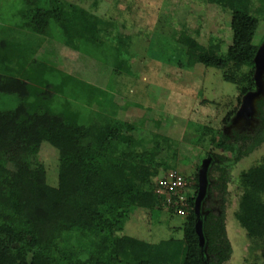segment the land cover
<instances>
[{
  "label": "rangeland",
  "instance_id": "374dc122",
  "mask_svg": "<svg viewBox=\"0 0 264 264\" xmlns=\"http://www.w3.org/2000/svg\"><path fill=\"white\" fill-rule=\"evenodd\" d=\"M67 1L112 23L103 45L92 48L81 43L70 48L53 23L46 34H31L19 16L23 0H0V72L24 74L32 89L33 83L38 84L29 64L36 57L46 60L74 80L63 90L56 88L54 110L77 109L85 124L109 111L136 122L134 127L122 128L127 140L149 139L146 146H155L163 157L158 174L151 176L153 184L171 171L183 178L185 185L172 204L156 198L151 204L131 207L117 234L150 243L182 239L194 210L187 200H195L201 163L211 156L212 163L226 168L225 189L212 199L221 204L230 244L229 257L222 264H264V239L249 236L236 217L243 173L264 157V131L247 144L231 141L225 150L217 145L222 132L229 136L231 130L241 132L249 126L252 131L257 126L255 105L260 95L264 98V71L256 81L255 66L237 69L232 62L226 67L207 62L212 55H224L232 45L230 25L236 11L257 19L253 43L264 46V0ZM116 46L130 74L115 67ZM245 86L251 88L242 93ZM248 92L254 94L252 113L240 117ZM16 105L15 96H0V109ZM30 171L33 178L56 185L57 150L43 142L30 159Z\"/></svg>",
  "mask_w": 264,
  "mask_h": 264
},
{
  "label": "trees",
  "instance_id": "16d2710c",
  "mask_svg": "<svg viewBox=\"0 0 264 264\" xmlns=\"http://www.w3.org/2000/svg\"><path fill=\"white\" fill-rule=\"evenodd\" d=\"M23 4L19 16L31 34H46L53 23L70 48L81 43L99 48L111 35V22L67 0H23ZM256 25L251 15L234 12L232 45L224 55L210 56L208 64L253 67ZM115 49L116 69L130 74L120 48ZM29 66L38 84L33 83L32 89L24 74L0 72V96L17 99L14 108L0 109V264H222L229 257L221 204L212 203L214 194L225 189V166L213 162L209 168L202 206L203 250L194 210L180 240L150 243L118 235L131 207L165 198L154 192L151 178L158 174L163 157L155 146H146L149 139L128 141L122 128L136 122L117 118L112 111L85 124L77 109L54 110L56 88L63 90L73 79L38 57ZM250 88L245 86L242 93ZM256 107L257 126L252 131L247 125L241 132L231 130L229 136L222 132L217 143L222 150L231 141L247 144L262 134L263 97ZM224 122L230 123L228 118ZM43 142L58 152L56 185L31 176L30 159ZM241 185L236 217L249 236L264 239V157L243 173ZM187 201L191 208L194 198Z\"/></svg>",
  "mask_w": 264,
  "mask_h": 264
},
{
  "label": "water",
  "instance_id": "95a60500",
  "mask_svg": "<svg viewBox=\"0 0 264 264\" xmlns=\"http://www.w3.org/2000/svg\"><path fill=\"white\" fill-rule=\"evenodd\" d=\"M254 66H255V80L259 81L260 77L264 71V46L259 47L255 57H254ZM253 93L248 92L245 96L243 104L238 111V116H248L252 113L251 101L253 98ZM262 95H260L256 100H258ZM256 108V105H255ZM255 113V112H254ZM212 164V157L208 156L201 163V168L198 173V191L194 200V214H195V231L198 236L199 245L203 250V246L205 245V236L203 233V202L207 196V190L209 185V168Z\"/></svg>",
  "mask_w": 264,
  "mask_h": 264
},
{
  "label": "built area",
  "instance_id": "2783aa9c",
  "mask_svg": "<svg viewBox=\"0 0 264 264\" xmlns=\"http://www.w3.org/2000/svg\"><path fill=\"white\" fill-rule=\"evenodd\" d=\"M185 185L183 178L178 175L176 172L171 171L166 176L160 178L155 183L154 192L157 195L165 196L166 200L169 204H172L173 196L175 197L176 194L182 189ZM179 199H182L179 196ZM181 213L182 211L179 210Z\"/></svg>",
  "mask_w": 264,
  "mask_h": 264
}]
</instances>
